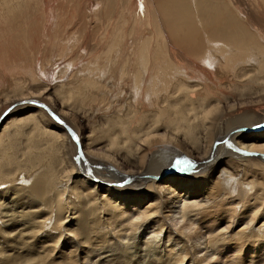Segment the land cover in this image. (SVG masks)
<instances>
[{"label": "bare ground", "instance_id": "1", "mask_svg": "<svg viewBox=\"0 0 264 264\" xmlns=\"http://www.w3.org/2000/svg\"><path fill=\"white\" fill-rule=\"evenodd\" d=\"M149 1V9L143 15L146 21L142 24L147 31L152 30L151 35L142 38V43L141 39L125 41L123 38L116 43L114 52L106 42L102 52L96 56L102 61L104 59L101 67L97 58L91 64L90 31H84L81 38L75 24L61 27L54 24L51 26H54L53 31L48 32L45 22L46 19L47 22L53 20V14L46 13L48 8H45L43 0H0V39L3 44L21 49L15 56H20L24 62L28 56L29 59H37L32 64L33 68L28 65L21 71L30 72L31 83L37 79L46 81L58 61L61 64L57 77L59 85L53 88L52 93L62 99L61 106L80 111L84 103L93 114H102L107 129L92 130L91 133H99L108 140L104 149L96 147L95 150L93 144L97 136L93 137L91 144L79 142L67 123L59 120L39 100L44 101L41 88L37 92L29 89L4 102L3 105L9 104L6 109L23 101L31 102L25 105L39 107L37 103L43 106L39 108L45 112L38 108L28 119L32 127L29 133L43 134L44 125L53 124L46 133L69 168L67 182L50 189L47 177L29 175L30 182L23 172L16 175L21 172L19 168L13 169L11 174L9 171L14 166L6 165L5 169L2 163L0 179L5 175L10 177V184L25 188L17 192L21 198L9 199L6 206L0 208V232L6 238L13 242L24 239V244H30L49 228L55 213L67 216L77 205H83L84 220L90 216L91 219L98 218V224L106 230V235L109 234L110 240L106 241L116 240L123 232L122 239L129 238L130 242L138 232L146 231L144 235L148 238L143 244L146 252L149 250L161 257V260L159 257L149 259L146 264H193L195 260L189 253L191 245L190 248L187 245L198 242L204 235L203 229L208 233L214 230V225L229 228L234 217L238 216L237 209L242 213L240 218L245 224H252L259 216H264L261 213L264 211L262 202L260 207L252 210L249 204L241 202L237 194L235 199L239 203L229 205L227 202L233 208L225 209V200H221L242 190V194L249 191V197L261 193L257 199L264 201V186L255 194L254 182H248L246 178L256 175L258 169L264 167V134L250 135L252 132H264V0H244L248 11L240 10L239 5L243 6L241 0ZM34 27L40 30L37 36L41 47L37 50L29 47V35ZM98 32L99 28L93 29L91 34ZM135 34L139 36L138 31ZM36 54L38 58H34ZM79 65L82 69L78 68ZM55 81L51 79L49 82L55 85ZM217 90V96L208 100V94ZM94 92H97L96 96L92 97ZM73 94L77 95L76 99ZM66 100L73 103L67 104ZM14 108L17 106L9 109L7 114L15 111ZM122 108L126 112L121 115ZM47 110L60 124L45 114ZM58 112L59 116H70L66 111ZM252 118L263 121L256 125ZM64 119L75 125L72 119ZM230 121H238L240 126L237 124L224 129ZM65 126L75 135L80 150V155H77L75 144H71L76 156L74 162L70 157L72 152L66 146L70 137ZM2 128V131L6 130L7 125ZM237 128L242 130L235 131ZM180 169L192 171L183 175ZM104 171L109 174V182ZM75 173V180L69 181ZM263 173L262 170L257 175L263 178ZM71 184L73 186L69 188ZM116 185L121 189L112 187ZM50 192L55 200L53 206L51 204V214L41 216L40 212H25L27 207L22 203L28 193L41 200L45 193ZM200 196L206 199L213 197L215 205L211 212L195 221L197 228L192 234H186L189 228L176 233L171 227L164 228L165 224L158 217L162 209L168 211L169 206L183 202L177 212L182 213L181 218L185 219L184 214L191 212V208L184 206V202ZM215 211L219 213L216 215ZM36 213L40 215L37 217ZM127 214L131 215L132 222H126L128 227L122 226L115 236V231L108 229V222L122 224L121 220ZM171 218L175 219L173 215L167 217ZM62 220L53 224L58 229L56 241L64 234L61 232ZM155 224L159 231L154 230ZM118 227L120 225L116 229ZM163 233L164 240H160ZM49 238L45 240L49 242ZM67 240L71 248L69 255L75 258L74 264H85L81 261L86 260L88 253L82 244L73 235H68ZM163 242L172 243L165 249ZM227 243L225 253L233 255H238L245 245L261 244L264 249V225L234 234ZM208 244L212 246L211 242ZM136 246L132 245L130 249ZM254 249H247L250 250V258L254 256ZM116 251L107 247L98 249L96 253L105 254V259L110 258L108 260L116 264H126L132 257V253L128 255L126 250ZM204 260L206 258L195 264ZM241 260L236 256L230 264H241Z\"/></svg>", "mask_w": 264, "mask_h": 264}, {"label": "rangeland", "instance_id": "2", "mask_svg": "<svg viewBox=\"0 0 264 264\" xmlns=\"http://www.w3.org/2000/svg\"><path fill=\"white\" fill-rule=\"evenodd\" d=\"M241 1L242 4L245 3L244 0ZM43 2L45 4V8H48V11L46 13L48 14V12H51L53 14L54 21L50 19V21L47 22L46 19L45 22L46 25L45 29L48 32L53 31L54 26L53 27L51 26L54 24L59 25L60 27L61 25L68 26L75 24L77 26V30H79L78 37L81 38L84 35V31L85 33H88L90 31V41L92 45L91 47L93 48V56L91 57V64L95 63V61H97L98 59L99 60L98 66L101 67L103 66L104 59L102 61L96 56L102 52V49L106 42L109 43L111 52H114L116 43L123 38L125 39V41L141 39L140 42L142 43L143 40L142 38H147L151 35L150 31L152 30L147 31L142 24L143 22L146 21L143 15L145 14V10L149 9L148 6L150 5L149 0H43ZM239 6H240V10L248 11L247 5L243 4V6L242 5ZM98 28H99L98 33L94 35L93 33L91 34L93 29H98ZM33 30L34 31L30 32L29 35V41H30L29 47H32L33 49L37 50L41 47L38 45V36H37L40 30H38V28L36 29L35 27L33 28ZM136 31L139 32V36L138 34H135ZM95 40H99V41L96 42ZM2 41L3 40L0 39V114L1 111L4 112V110L9 106V104L3 105L4 102L6 101L9 102L10 100L18 97L21 93H25L29 91V89L33 92H37L41 88V90L43 89L42 97H44L43 98L44 101L41 99L39 100L42 102V104L49 107L50 112H52V114H55V116L59 120L62 119L65 121V122L63 121L65 124L67 123V125L75 132V134L79 138V142H82L83 145L89 143L91 144V142L93 143V137L97 136V140L95 144H93L94 146L93 150H95L96 147L104 149L108 144L107 138L105 136L103 137L100 136L99 133L96 135H94V133H91L92 130L105 131L107 129L105 118H102L103 115L99 113L93 114L91 111L87 109V107H85L84 103H82V109H80V111L74 110L70 106H66V105L61 106L62 99H59L56 95L52 93L53 88L59 85V81L57 80V77L60 75L59 72H60L61 64L57 61L54 67L52 69L50 68L51 72L49 70L50 73L47 76L48 78L46 81H44L43 79H37L35 83H31L30 78L28 77V74H30V72L28 71L24 73V71H21V69H23L26 66L28 67V65L30 67L33 64V62L34 63L36 62L37 59L36 60H33L31 58L29 59L28 56V58H26V61L24 62V60L20 56H15V54H18L21 51V49L17 47H10V45L3 44L4 41L3 42ZM33 41H35V43L32 44ZM46 52L48 53V51ZM104 56H106V52ZM38 57L39 56L37 54L34 56V58H38ZM45 57H47V54ZM79 67L82 69L80 65L78 66V68ZM73 73L74 72H72V74ZM51 79L53 81L54 79L56 80L54 82L55 85L50 84L49 81ZM75 79L76 78L71 80L74 81ZM18 90L19 92L16 93V91ZM218 91L219 90L213 91L211 92V94H208L209 97L208 100H210L214 96H217L216 94L218 93ZM228 92L229 90L226 91V94H228ZM96 93L95 92L94 94L91 93V96L92 97L93 95L96 96ZM73 97L76 99L77 95L73 94ZM51 101H53V103H51ZM65 102L67 104L73 103V101H67V100ZM31 106L33 105L17 106V109L14 108L15 111H13L10 115L7 114L0 121V125H1L0 126L1 128L0 129V166L3 163L6 169V165H13L14 168H12V170L9 171L11 174L14 173L13 169L19 168L18 171L21 172L16 173V175H22L23 172L29 178L30 182H31V178L29 177V175H33L34 177L36 175H38L39 177L45 176L48 178L50 189H54L55 185H57L58 183L65 184L67 182L66 178L68 176L69 168L66 166L65 160L63 158L62 159L60 158V156L62 157V155H60L57 150L55 151L54 149L55 144L49 141L50 139L48 136L49 134L46 133L51 130V128L54 126L53 124L50 123L49 125H44L45 129L42 130L43 134H38L37 132H34L33 134L29 133L32 127H31V122L28 119H31L33 113H35L36 110L39 108L36 106H33L32 108ZM117 106L118 105H116V107ZM39 109L44 111L41 108ZM59 110L66 111L68 115H70L68 117L73 120L75 125L68 122L69 120L66 121L64 119V118L69 119L68 117L59 116L58 115ZM121 112L122 115L126 111H123L122 108ZM45 114L47 115V113ZM261 121L263 120L255 119L252 120V123L254 124L257 122L256 123L257 125ZM237 124L240 126V122L230 121L226 126L224 125V129L228 126H230L229 129H231L235 127ZM5 125H7V128L6 130L2 131L3 129L2 127ZM41 126L42 124H40V127ZM76 128L78 129L77 131L79 132L76 131ZM238 130L240 131L242 129L240 128L235 129V131ZM260 134H264V132H257V133L252 132L250 135H260ZM66 144L68 150L70 148L69 152H72V156L70 157H73L72 161L74 162L75 160L74 158L76 156L74 157L73 155V147L71 146V144L74 145L75 143H73V141L69 139L66 140ZM69 152L67 156H69ZM12 162H17V164H14ZM223 166L225 167V165ZM175 168L177 167H174V169ZM192 169H190L189 172L188 171L186 172V169L183 171L181 169L180 170L183 175L185 174L187 175L192 171ZM262 170L264 172V167H262ZM262 170L258 169L256 175L246 177L248 182H254L255 190L253 191V193L255 194H257V192L260 191L261 186H264L261 183L262 180H264L263 179L264 173H263V178L260 176L261 179L257 175ZM104 172H105L104 175L106 176L105 179L108 180L109 182L110 181L109 174L107 173V171ZM75 175L76 173L73 176H71L69 181L75 180L76 177ZM9 179L10 177H6L5 175H3L2 178L0 179V208L6 206L8 201H10L11 199L18 200L19 198H21L19 196V193L17 192L22 190L24 191L25 189L21 186L19 187L15 184H10ZM72 186L73 185L71 184L69 188H72ZM112 187H114L115 189L117 188L121 189L119 185ZM13 192L15 193L13 194ZM237 194L239 195L238 196L239 199L242 200L241 201L242 203H245L247 205L249 204V209L254 210L257 207H260L261 202L264 203V201L257 199L258 195L259 198L260 196H262L261 193L249 197L250 196L249 191L244 192L242 194V190H239L237 192H234L231 196H228V198H226L227 196H224L222 198L220 197L221 200L222 199L225 200L224 202L226 205L225 209H229V207L231 208V206L229 205H231L233 202L239 203V201L235 199ZM244 194L245 196L243 197ZM204 197L205 196H200L198 199H191L184 202V206L191 208V212H187L186 214H184L185 219L181 218L182 213L178 214L177 212L180 211L183 202L179 203L178 201L176 205L169 206L170 210L168 211L162 209L158 217L161 218V221L165 224L164 228L166 229L168 227H171L172 230L175 231V233L181 232L185 228H189V230L186 231V234L187 235L192 234L193 231L197 228V224L195 221L200 218H203L206 213L211 212L214 207L213 205H215V200L213 197L208 199ZM233 199H235L236 201H233ZM227 202L229 203V205H227L228 204ZM54 203L55 200L53 193L50 192V193H45L41 200L35 199V197H33L32 194L28 193L27 197H25V200L23 201L22 204H24L23 207H27L25 212L27 211L40 212L41 216H48L49 214H51L50 211L51 204L53 206ZM263 208H261V210ZM222 210L224 209H220V211ZM83 211H85L83 205H77L75 209H72L71 214L67 215L69 217L68 219H66L67 216H63L61 214L55 213V215H53L52 217L54 221H52V224L49 226V228L46 229L44 232H42L40 235H38V237L34 239L33 242L30 244H24L23 242L24 239L23 241L17 239L16 241L13 242L12 239L6 238L0 232V264H74L73 261L75 260L74 256L69 255L71 248L67 240L68 235L69 236L73 235L75 238H77V240L82 244L83 249H85V251L88 253L86 254L87 257L86 260L82 259L81 261V262L85 261V264H116L108 260L110 258L105 259L106 258L105 254L99 255V252L96 253L98 249L100 248L104 249L107 247L110 249L117 250L116 252H120V249L126 250L128 255L131 252L132 257L128 260L126 264H132V263L146 264L149 261V259L156 260L155 258L157 259L160 258L161 260V257L154 255V252H150L149 250L148 252H146V249L144 248L143 245L145 244V240L148 238L147 236L144 235L146 231L138 232L135 238H133V240L130 242L128 241L129 238L122 239L121 236L123 232L120 233L121 236H118L119 234L118 231L121 230V228L123 227L126 226L128 227L127 225L128 222H132L131 215L127 214L126 217L121 220L123 225L119 224V222L110 223L111 220L108 222L109 223L108 229H110L111 231H115V234L111 232V235L118 236L116 240H112L109 242L106 241V240H110L109 234L106 235V230H103V226H100L98 224L99 221L98 218L93 217L91 219L90 216L89 217L90 219L87 217L86 218L87 220H84ZM213 213L217 215L219 211H215ZM261 213H263L264 215V211L263 212L261 211ZM40 214L36 213V216L38 217ZM236 214L238 216L236 218L234 217V219L232 220V226H230L229 228L226 229L225 225H220V226L214 225L215 226L214 230L208 233H206V230L203 229L202 234L204 235H202V237L198 240V242H194L195 244L192 242L191 244L187 245L188 248H190L191 245L189 253L192 256L191 259L193 258V260H195L193 261V264H195L196 261H200V259H205V258L206 261L205 260L201 261L199 264H230L231 259L235 258L236 256H239L242 259L241 264H264V249L261 248V246H263L261 244H256L254 246L245 245L244 247H242V250L238 255L230 254V252L225 253L226 247L228 246L227 242L230 240V236H233L234 234H237L242 231L250 230L251 228L254 229L261 228V226L264 225V216H259L252 224H245V221H243L240 218L242 213L238 212V209ZM112 215L114 216V218H118L114 214ZM170 215H173L175 219L172 218L167 219V217H169ZM62 218L63 220L61 223V232L64 234H62V237L58 241H56L58 229L55 228L53 224ZM119 219L120 218H118L117 220ZM24 220L28 221L27 218H25ZM83 220L85 221L84 223L85 225H83L82 223ZM153 220L154 219L149 220V222ZM100 224H102V222H100ZM141 224H146V223L142 222ZM156 224H158V222ZM156 224L154 230L159 231L158 229L159 226ZM118 225H120V227L116 229ZM82 227H84L85 230H82ZM127 234L129 236L132 235V234L130 235L129 232H127ZM48 236H50L49 242L45 240ZM159 238L160 240L162 239L164 240V233L161 234V237ZM253 239L255 240V242L257 241L256 238ZM209 242H211L212 246L208 244ZM171 243L172 242L169 243L163 242L164 248L167 249V247ZM231 243L232 242H229V244ZM135 244H137L136 248L130 249L132 245ZM125 247H127V249L130 251H127ZM248 247L255 248L254 249L255 253H252L254 254V256L252 257L254 258L253 260L252 258H250L249 255L250 250L249 251L247 250ZM144 249L145 251H141ZM105 251L108 252L109 250H104L103 252ZM166 255H167L166 257L169 258V255L167 253Z\"/></svg>", "mask_w": 264, "mask_h": 264}, {"label": "water", "instance_id": "3", "mask_svg": "<svg viewBox=\"0 0 264 264\" xmlns=\"http://www.w3.org/2000/svg\"><path fill=\"white\" fill-rule=\"evenodd\" d=\"M21 104H23V105H25V104H31V102H26V101H23V102H18V103H15L14 105H12L11 107H9L8 109H6L3 113H2V115L0 116V120H1V118H3L7 113H8V111H9V109H11L12 107H15V106H18V105H21ZM37 106H39V107H43L41 104H37V103H35ZM47 115L51 118V119H53L57 124H60V122L47 110ZM65 128V130L67 131V133H68V135H69V137H70V139H72V141L75 143V146H76V152L78 153V155H80V150H79V147H78V145H77V139H76V137H75V135L72 133V131L69 129V128H67L66 126L64 127Z\"/></svg>", "mask_w": 264, "mask_h": 264}]
</instances>
